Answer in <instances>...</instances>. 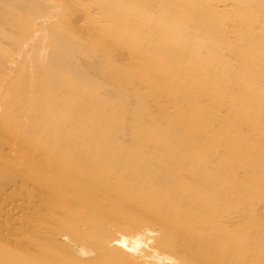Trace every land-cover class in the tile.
<instances>
[{
    "label": "rangeland",
    "instance_id": "374dc122",
    "mask_svg": "<svg viewBox=\"0 0 264 264\" xmlns=\"http://www.w3.org/2000/svg\"><path fill=\"white\" fill-rule=\"evenodd\" d=\"M246 1L189 0L184 5V0H0V25L7 15L14 20L11 34L0 39V62L3 61L0 63L2 255L8 254L9 246L14 247V251L19 248L25 253L30 244L40 243L83 262L96 258L98 254L107 261V254L112 257L121 251L127 258V264H183L177 256L182 249H177V253L165 248L162 245L164 231L160 226H152L148 217L142 216L141 222L133 226L124 216L113 217L115 211L106 198L91 194L83 199L75 195L74 182H83H65L55 176L54 168L47 163L49 158L46 161L48 149H43L39 141H69L70 137H64L63 133L78 123L86 136H95L101 143L97 153L113 159V163L111 160L108 163L116 171L126 169V150L154 158L155 162L151 164L154 167L160 154L158 147L150 146V143L156 139L175 141L172 150L168 151L173 157L194 156L203 151L210 154L214 162L221 163L219 172L234 182L228 187L221 183L217 187L228 198L222 196L220 200L217 216L220 220L212 217L220 221L215 228L221 230L220 234L238 236V243L245 245L246 252L259 255L253 256L255 261L251 258L247 264H260L256 260L260 259V249L255 247L259 242L264 248V161L259 163L258 160V155L264 158V128L257 129V126L264 125V108L260 112L262 122L254 124L253 116L245 115L246 106L240 104L242 99L253 94L254 89L264 88V66L259 61L249 71L235 53L239 49L244 50V45L246 52H264V0ZM112 5H118L117 11L125 17L135 10L133 22L141 20L134 28H126L121 22L128 32L125 38L115 29L118 26L112 17L115 11L108 9ZM47 19L50 21L44 25L43 21ZM53 27L57 29L56 33L50 30ZM19 28L42 32L34 41L28 35H19ZM59 34L70 38V42ZM243 36L249 39L244 40ZM61 38L68 50L58 55ZM210 40L212 53L209 54L207 44ZM25 43L29 46L21 53ZM172 54L176 56L175 66L169 62ZM11 63L16 64L10 67ZM108 63L114 64L110 67ZM88 64L99 77L86 70ZM261 66L263 68L259 72ZM253 72L256 77L252 79L251 86L245 88L242 80L247 73ZM49 73L61 76L50 78ZM115 75L127 76L141 86L135 84L131 91L125 87V91L121 90L123 86L119 83L120 92L126 94V110L122 112L113 103L112 118L119 119L113 122L110 133L107 127L112 118H107V108L102 116H90L79 109L74 123L66 119L67 113L63 115L61 107L69 102L68 86L59 81L67 78L82 91L89 87L99 90L102 83L107 90H103L100 98L107 100L114 86L103 82L100 77ZM216 79L225 81L221 93L216 88ZM235 89L243 90L237 92L236 100ZM40 92L42 96L37 98ZM260 94L264 95V89ZM145 104L153 109L152 118L131 115L132 109ZM128 116L139 119L141 124L152 120L160 123L157 119H161V126H165V122L169 124L164 128L160 126L155 133L157 137L154 135L153 139L135 137L124 132L120 123L122 119L130 127L140 125L137 121L127 122ZM172 128L176 129L174 135ZM239 136H243V140L235 146ZM28 140L32 143L25 144ZM248 141L251 151L256 154H242L239 164L234 166L224 159L229 166L225 165L223 150L233 146L231 159L235 160L240 154L239 148ZM84 152L97 155L96 151ZM158 171L161 173L162 168ZM61 173V170L56 171V175ZM175 174L181 176L180 173ZM59 198L70 201L72 209L81 214L78 222L76 220L75 232L55 226V221L67 212H60ZM253 218L255 222L259 220L258 226L250 224ZM98 220L102 222L100 228L104 234L97 240L93 236L99 231L95 226ZM190 221L188 231L192 230L195 238L191 241L192 246L195 240H201L202 231L207 233V228L199 216ZM212 230L211 225L208 232L215 233ZM124 240L137 241L135 252L123 245ZM208 246L213 247L209 262L193 257L186 264H229L232 254H236L238 264L242 263L243 255L238 246L227 247L228 251L220 252L216 244L210 242Z\"/></svg>",
    "mask_w": 264,
    "mask_h": 264
},
{
    "label": "bare ground",
    "instance_id": "6f19581e",
    "mask_svg": "<svg viewBox=\"0 0 264 264\" xmlns=\"http://www.w3.org/2000/svg\"><path fill=\"white\" fill-rule=\"evenodd\" d=\"M252 1L253 0H247L246 2L249 3ZM188 3L189 0H184V5ZM117 6L112 5L109 6L108 9L111 8L115 11V13H113L112 15L114 22H117L118 24V26H116L115 29L118 33L120 32V34H123L125 38L128 32L124 27L121 26V22L125 23L126 28H134L135 26L136 27L138 26L141 20H137L136 22H133L134 20L133 15L135 14V10L129 13V16L125 17L122 15V13H119L117 11V9L120 8V7L117 8ZM48 21H50V19L43 21V24L45 25ZM2 24H3L2 26L0 25V39L1 36H3L4 38V36H8V34L9 35L11 34L13 28L12 26L14 25V20L11 18L10 15H7L4 20L2 18ZM54 27L51 28L50 30L56 33L55 31L56 28ZM41 32L42 30H36L33 32L32 29L19 28L17 33H19V35L21 36L28 35L30 36L31 40L35 41L40 36ZM255 34L257 35L256 32ZM60 36L70 42L69 40L70 38L68 39L64 35H60ZM63 38H61L60 47L57 49L58 55H63L65 50H68L67 48H65L66 47L64 43L65 40ZM243 38L244 40L249 39V37L245 38L244 36ZM211 44L212 41L210 40L207 44V53L209 52V54L212 53ZM28 46H29L28 43L23 44L21 53L23 50L28 48ZM246 51L247 48L244 45V50L239 49L238 52L235 53L237 58H239L242 61L246 69L251 71V69H253L255 64L258 63L259 61H262V64L264 66V52L262 54H257V53L252 54L250 51L248 52ZM175 59H176L175 54H172V56L169 58L170 64L175 66L176 64ZM0 63L2 64L3 61H1ZM14 64L11 63L10 67H12ZM113 64L114 63H112V65ZM112 65L109 64L110 67ZM263 66L259 68V72L261 71ZM86 70L92 75L94 74L96 77H99L97 73L91 71L89 64L86 67ZM48 76L52 78L61 75L49 73ZM254 77H256L254 72L247 73L245 75V78L242 80L245 88L251 86L252 79ZM100 79L103 82L107 84H112L114 86V89H110V92L107 95V100L100 98V95L101 93H103V90H107V86H103L102 83H100L101 89L99 90L94 89L95 87L93 89H89L91 88L89 87L87 88V91H82L77 87L78 85L75 82L69 81L67 78L63 79L62 81H59L61 82V84L68 86L67 94L69 97V102L63 104L61 107L64 109L63 115L67 113L66 119H70V121L74 123L76 117L79 116L80 113L79 109H82V112L90 116L93 115L102 116L103 115L102 112L106 108H107V118H112V116H114L113 103L116 104L117 109L121 108L122 112L126 110L125 107L126 94L122 91L120 92L121 87L119 83H121V86H123L122 87L123 89L121 90H125L126 89L125 87H129V91L133 90L131 86L135 89V86L136 85L138 86V83L134 82L133 80L129 79L127 76L125 77L123 75L120 76L115 75L113 77H107V78L101 76ZM141 79L142 82H145L144 77H141ZM224 82L225 81L219 79L215 80L216 88L218 89L219 93H221L222 92L221 90H223L225 87ZM139 86H141V84ZM260 90L259 88L254 89L253 94H250L246 96L244 99H242L240 104L243 107L246 106L245 108L246 110L244 114L252 115L254 119V124L262 122L260 112L261 109L264 108V95L260 94ZM238 91H243V90L235 89V95H234L235 100L237 98ZM41 96H42V92L39 93L37 98H40ZM152 111L153 109L145 104L140 108L132 109L131 115L137 116L139 118H144V117L152 118ZM117 119L119 118L117 117H115L114 119L112 118L111 123L107 127L108 133H110L109 130L114 125L113 122H116ZM157 120H160V123H162L161 119H157ZM131 121H137L138 123H140V125L130 127L124 120L120 119V123L123 125V131L128 132L135 137H141V138L153 139L152 136L155 135L157 129H159L160 126L162 125V124L160 125L158 121H155L153 123V120L150 123L141 124V121L139 119L132 116H128L127 122H131ZM168 124H169L168 122H165V126H161V127L164 128L168 126ZM258 128H264V125L263 126L259 125L257 126V129ZM17 131L18 129L16 130V132ZM175 131L176 129L173 128L171 129V133L173 135L175 134ZM63 136L64 137L69 136L70 140L65 141L61 139L54 143L52 141L49 142L47 140L39 141V145L43 149H48L47 151L48 156L46 157V161H48L49 158V161L47 163H49L52 166V168H54L53 170L55 172V176L57 178L60 177V179L62 178V180H64L65 182L73 181V180L76 181V183H78V181L83 182L82 183L83 185L75 184L74 182V185L76 186L75 195H77L79 198L82 197L83 199H86V197L91 196V194L97 197L102 196L106 198L108 203H111V207H112L111 209L115 211L113 217L119 218L120 216H124L127 219H129V223H131L133 226H137V224L141 222L142 216L145 218L148 217L151 221L149 222L151 223L152 226L153 225L160 226L162 231H164L165 235L162 240V245L165 248H168V250H176V251L179 248L182 249L179 250V253L177 251L178 253L177 256L183 264H186V262H188L189 260L191 261V259L193 260V257L194 259L197 260L208 261L209 260L208 258L211 256L212 253V251L210 250H213L212 246H208L210 242L217 245L219 252L220 250L224 251V249H226L227 247L235 248L238 246L239 252L242 253L243 255V257L241 258L242 261L241 264L243 263L247 264V262L253 256H255L256 258L257 254L256 255L254 254L257 252L250 254L246 252L245 245H240L238 243L239 242L238 236L225 235L224 232L220 234L219 232L221 230L216 229L219 224L218 222H220L218 221L220 220L219 219L220 217L219 218L217 217L219 216V210L221 205L220 200L222 196L224 198H228L225 192L223 191L222 194V192L219 191L217 187L220 183L223 186L228 187L233 185L234 182L230 181L226 174H222L219 172V170L221 169V163L214 162L210 154L203 151L194 156L182 155V156L173 157L172 154H170L168 151L172 150L171 147L174 146L173 144H176L175 141L172 140L170 143L167 142V140L165 141L157 140L155 138L157 136L155 135L154 138L156 140L150 143V146L156 145L158 147L157 148L158 154L160 155L157 157L158 161L154 167H151V164L155 162L153 161L154 158H149L148 155H146L145 153H141V152L137 153L132 150H126L125 151L127 153L125 156L127 157L126 169H123L122 171L118 169L116 171L115 169H113V166H111L108 163L109 160H111L112 161L111 163H113L114 162L113 159H110L109 156L108 157L105 155L102 156L101 154L97 153V151L101 147V143L95 138V136H86L83 133L82 129H80V125L78 123L77 124L74 123L73 128L71 130L65 131L63 133ZM242 140H243V136H239L236 139L235 146L237 144L239 145L242 142ZM28 143H32V142L28 140L25 144ZM249 143L250 142L248 141L239 148L240 154L237 156L235 160L231 159V153L234 148L233 146L226 150H223L222 156L225 165L229 166L228 161L224 159H228L230 164L233 165V164H239V158L242 154H247V155H249L250 153L256 154L254 151H251L250 149L251 145ZM52 146L53 148H51ZM84 151H90V152L96 151L98 156ZM258 160L259 163H262L264 161V158L261 155H258ZM160 168H162L161 173L158 171ZM57 170H61L62 173L56 175ZM175 173H180L181 176L176 175ZM82 176H84L85 178H82ZM58 183L60 184V182ZM54 188L55 187H53L52 189ZM55 190L57 189L55 188ZM54 192L55 191H53L52 193L54 194ZM58 196H61V194L60 195L58 194ZM58 202L61 209L60 212L65 210H67V212L65 215L63 216L61 215L60 217L61 219L55 221L56 223L55 226L64 227L72 232H75L77 229V222L78 219L81 218V214L77 209H72V207L70 206L71 204L69 203L70 201L68 202L64 198L63 199L59 198ZM10 207H12V205H10ZM14 209L15 207H13V210ZM19 211H21V209ZM139 212H141L142 215H139ZM19 215L23 216V214H19ZM198 216L199 218L202 219L204 226L207 228L206 229L207 233H205V230L203 228L202 229L204 230L202 231L203 237L201 238V240L198 239L199 241L195 240L194 244L191 246V241H193L195 238L192 235V230L190 229L191 231H188V229L191 226L190 219L195 217L197 218ZM213 216L214 217L216 216L218 220H215L216 218L215 219L212 218ZM255 220L256 219L252 220L250 224L258 226L259 220L256 221L257 223L255 222ZM101 223L102 222L99 220L95 221V226L99 228L98 229L99 231L96 232V234H94L93 238H96L97 240L100 237H102L104 234V231L102 230V228H100ZM211 225L215 233L208 232L209 228H211ZM2 229L5 230L6 228H2ZM184 230L186 232H183ZM30 238L28 239L31 240ZM25 242L28 243V241ZM39 244L37 243H32L30 245L27 244L29 245V247L27 248L22 246L25 248L26 254L22 253L20 251L21 249L19 248L14 251L15 248L9 246L7 248L8 251L7 255H2V253L0 252V264H127L128 262L127 258L121 251L120 252L117 251L118 254L116 253L117 255L114 254L115 256L113 255L112 257L110 256L108 257L107 254V261L104 258L102 259V257L98 254L96 258L89 259L88 261L84 260L85 262L81 260L82 261L81 262V261H77L76 259L72 258L67 254H62L50 247ZM123 245H125L126 248L128 247L132 251V249L134 250V247L136 248L137 241L124 240ZM256 246L258 247L255 248L260 249L259 250L260 259L258 258L256 260L257 262H260V264H264V248L259 244V242L256 243ZM133 252H135V250ZM221 253L224 254L223 252ZM258 256L259 255H257V257ZM230 259L231 260L229 261V264H238V259L236 257V254H232ZM253 260L255 261V259L252 258V261Z\"/></svg>",
    "mask_w": 264,
    "mask_h": 264
}]
</instances>
